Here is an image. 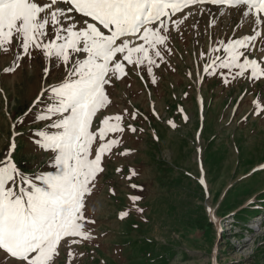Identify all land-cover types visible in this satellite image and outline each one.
Wrapping results in <instances>:
<instances>
[{
	"label": "rangeland",
	"instance_id": "374dc122",
	"mask_svg": "<svg viewBox=\"0 0 264 264\" xmlns=\"http://www.w3.org/2000/svg\"><path fill=\"white\" fill-rule=\"evenodd\" d=\"M198 7L174 33L168 66L154 70L155 84L146 72L129 71L127 85L117 81L110 90L112 104L102 111H138L137 120L125 121L144 131L124 135L123 148L130 154L107 161L89 205L99 236L82 248L81 264H264V115L254 114L253 104L264 99V78L225 85L221 76L203 72L197 56L215 34L206 31V20L216 16L220 39L248 34L249 28L237 11L220 9L221 16L215 7L202 12ZM16 51L0 54V160L14 136L12 158L20 170L51 172L52 154L39 148L34 135L47 130L49 121L37 117L48 101L45 97L35 107L33 102L42 88L63 78V66L37 56L5 73ZM44 67L51 68L47 78ZM99 119L98 114L94 128ZM130 169L136 175L128 180ZM132 195L142 197L137 206L144 212L133 210L121 220Z\"/></svg>",
	"mask_w": 264,
	"mask_h": 264
},
{
	"label": "snow or ice",
	"instance_id": "6c2138e0",
	"mask_svg": "<svg viewBox=\"0 0 264 264\" xmlns=\"http://www.w3.org/2000/svg\"><path fill=\"white\" fill-rule=\"evenodd\" d=\"M209 4L221 16V8L239 12L249 32L220 39L216 16L206 20V31L212 28L215 34L208 50L197 56L204 61L203 72L221 76L225 85L264 78V0H0V54L20 49L4 72H15L26 58L37 56L64 70L63 78L42 88L33 102L35 107L45 97L48 101L37 117L49 121L47 130L34 135L39 148L52 154L54 171L26 175L20 170L12 158L14 136L0 160V264H81L82 248L99 236L89 205L107 161L130 154L123 148L124 135L144 131L125 121L137 120L138 111H102L112 104L110 90L117 81L127 85L129 71L146 72L155 84L154 70L168 66L174 33L181 32L193 6L202 12ZM43 71L45 78L51 74L50 67ZM253 104L254 114L264 115V99ZM152 111L159 118L155 107ZM98 114L102 119L94 128ZM129 171L131 180L136 172ZM129 199L121 220L133 210L144 212L137 206L142 197Z\"/></svg>",
	"mask_w": 264,
	"mask_h": 264
}]
</instances>
